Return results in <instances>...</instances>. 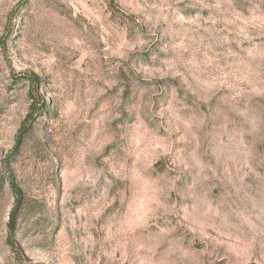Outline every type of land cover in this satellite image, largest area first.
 <instances>
[{
  "label": "rangeland",
  "instance_id": "1",
  "mask_svg": "<svg viewBox=\"0 0 264 264\" xmlns=\"http://www.w3.org/2000/svg\"><path fill=\"white\" fill-rule=\"evenodd\" d=\"M0 264H264V0H0Z\"/></svg>",
  "mask_w": 264,
  "mask_h": 264
},
{
  "label": "trees",
  "instance_id": "2",
  "mask_svg": "<svg viewBox=\"0 0 264 264\" xmlns=\"http://www.w3.org/2000/svg\"><path fill=\"white\" fill-rule=\"evenodd\" d=\"M11 186H13V188H14V185H13V183H12V185ZM15 189V188H14ZM13 211H14V209H13Z\"/></svg>",
  "mask_w": 264,
  "mask_h": 264
}]
</instances>
